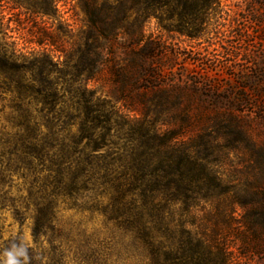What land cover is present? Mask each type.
Masks as SVG:
<instances>
[{"label": "rangeland", "instance_id": "1", "mask_svg": "<svg viewBox=\"0 0 264 264\" xmlns=\"http://www.w3.org/2000/svg\"><path fill=\"white\" fill-rule=\"evenodd\" d=\"M2 8L17 48L27 55L48 49L34 43L36 28L71 31L73 39L63 36L68 49L88 27L79 0H61L54 17L33 21L9 4ZM200 14L183 24L185 33L198 25L195 38L148 21L145 35L163 42L165 54L141 81L125 84L122 95L110 68L123 58L125 44L118 42L106 56L109 65L89 84L98 99L92 106L101 113L87 118L83 100L68 93L51 111L24 103L40 124L56 117L60 127L72 125L39 130L45 137L54 133L49 157L56 160L64 148L71 155L64 178L48 170H55L50 158L37 167L9 161L14 135L25 133L13 128L17 102L0 94V264H164L165 254L177 256L188 244L189 233L225 244L240 264H264V251L244 254L241 238L250 235L235 224L244 210L231 204L236 195L251 200L249 184L264 179V0H221ZM78 116H101L95 123L103 128L84 140ZM229 120L231 128L217 126ZM166 133H180L172 144L192 152L204 148L202 137H214L209 161L228 192H189L188 201L175 187L167 189V147L157 139Z\"/></svg>", "mask_w": 264, "mask_h": 264}, {"label": "trees", "instance_id": "2", "mask_svg": "<svg viewBox=\"0 0 264 264\" xmlns=\"http://www.w3.org/2000/svg\"><path fill=\"white\" fill-rule=\"evenodd\" d=\"M60 1L0 0V94H10L12 100L17 102L12 107L16 112V116L13 115L15 124L13 128L22 129L25 133L19 136L18 131L11 144L13 148L11 145L9 150L4 148L13 157V160L9 161H14L17 166L22 164L37 167L38 162L50 158L52 168L55 170H48L52 171L55 177L64 178L67 173L63 166L72 163L71 155L64 148L65 153L63 150L59 151L60 157L56 160H53V156L49 157L55 148L54 133L45 137L39 130L41 127L50 129L59 127L64 131L72 125L65 124V127H60L56 117L42 118L43 123L40 124L31 117L25 107L40 103L45 110L51 111L54 110L60 96L68 93L83 100L87 118L89 115L101 113L92 106L98 99H94V91L89 89V84L96 81L103 69L109 65L106 56L113 54L111 50L116 48L118 42L125 44L121 59L123 64L117 62L111 64L110 68L111 76L121 83L122 95L125 84H136L141 81L155 61L165 54L163 42L145 35V26L150 19H156L160 28L167 33L195 38L200 29L197 25L192 31L185 33L183 24L186 18L192 22L197 21L201 16V10L219 5L221 0H79L87 15L88 27L79 38L69 44L68 49L66 48L68 41H65L63 36L73 39L71 31L58 29L53 33L35 26L36 31H31L34 43L55 51L58 54L57 59L55 60L51 52L45 48L36 54H23L17 48L18 43L11 34L12 28L4 23L3 4L19 9L33 21L38 16L54 17ZM171 22L176 24L173 25ZM67 32L68 35L65 34ZM106 49L110 52L105 53ZM66 77L72 78L69 80L70 85L67 80L60 81ZM63 86L65 89H62ZM75 118L79 121V130L84 135L82 137L84 140H90L91 131L103 128L95 123L101 116L93 117L94 120L80 119L79 116ZM223 122L217 125L220 129L231 128L234 120ZM179 136L180 133H166L157 138L160 147H167L163 148L166 149L165 153L169 160L167 169L170 177L165 183L166 188L175 187L177 191L187 194L188 201L189 192L197 193L204 190L210 195L218 190L228 192L226 191L228 183L214 171L213 163L209 161V158L214 156L212 148L214 137L211 135L202 137L201 144L204 148L192 152L185 144H172ZM254 152L257 153L258 150ZM176 173L178 177L173 178L172 175ZM249 189L255 191H251L252 193L248 191L251 200L249 197L239 195L231 199L233 206L239 205L244 210V215L235 224L250 235L241 238L246 250L245 255L249 252L259 254L264 251V179L256 177L255 181L249 184ZM205 199L207 198L203 200ZM211 199L208 197L209 201ZM247 204L254 205V208L246 209ZM188 235V244L180 249L181 252L177 253V256L171 257V252L165 254L169 257L165 259L164 264H240L233 258L225 244L207 240L197 234L194 237L190 233Z\"/></svg>", "mask_w": 264, "mask_h": 264}, {"label": "clouds", "instance_id": "3", "mask_svg": "<svg viewBox=\"0 0 264 264\" xmlns=\"http://www.w3.org/2000/svg\"><path fill=\"white\" fill-rule=\"evenodd\" d=\"M5 264H11V262H10V261H8V260H6V261H5Z\"/></svg>", "mask_w": 264, "mask_h": 264}]
</instances>
